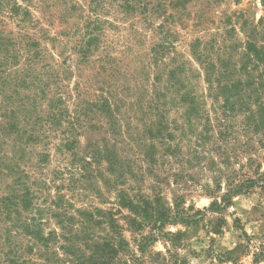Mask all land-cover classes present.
Wrapping results in <instances>:
<instances>
[{"label": "rangeland", "instance_id": "1", "mask_svg": "<svg viewBox=\"0 0 264 264\" xmlns=\"http://www.w3.org/2000/svg\"><path fill=\"white\" fill-rule=\"evenodd\" d=\"M16 1L30 17L2 6L0 32L22 28L34 48L1 71V264H70L78 211L97 209L124 226L119 264H264V184L223 200L250 167L264 175V128L214 99L205 72L207 61L233 81L262 76L264 0ZM122 198L177 205L189 222L142 254L151 230H129Z\"/></svg>", "mask_w": 264, "mask_h": 264}, {"label": "trees", "instance_id": "2", "mask_svg": "<svg viewBox=\"0 0 264 264\" xmlns=\"http://www.w3.org/2000/svg\"><path fill=\"white\" fill-rule=\"evenodd\" d=\"M5 1L7 3L0 2V10H2V6L6 8L8 18L22 24L27 22L30 17L28 10L23 9L16 0ZM22 30L20 28L19 33H9L7 36L0 32V84L4 82L1 71L17 63L16 60H18L20 53L23 51L29 53L34 48L32 38L29 34L22 33ZM253 49H255L254 46L250 48V50ZM191 51L198 60L204 58L206 52L204 49L199 48L196 43L191 46ZM214 69L213 63L205 62L206 80L211 96L216 100L219 97L223 98L224 105L228 110L233 105L238 112H243L245 125L249 126L252 133L262 130L264 128V103L260 102V91L264 87V73L262 76L254 77L249 75L250 72H248L246 73V80L237 79L233 81L227 72L216 74ZM215 83L217 86H215ZM258 84L262 85L261 89L255 88L259 86ZM242 92L249 94L248 101H243L245 96L242 95ZM232 98H235V100L231 104ZM235 105H239V109ZM255 105L257 110L253 108ZM17 128V121H14L9 125L8 133H12ZM250 161L254 162V159H250ZM249 172L253 177L245 176V180L238 184L235 182L228 183L229 191L223 196L224 201L235 192H241L242 186L246 182L248 186L256 185L259 182L264 184V175L256 172V169L252 171V167H250ZM218 179L219 177H216V180ZM119 205L129 209L132 214L124 218L131 232L141 233L146 229L151 230L148 236L141 237L142 242L139 248L142 254H145L150 243L156 241L158 234L162 232L165 225L189 222L178 211L177 205L174 210H168L158 200L153 202L145 199L136 202L134 199L122 198ZM77 215L82 237L81 239L70 237V255L72 258L70 264H119L120 257L129 254L130 243L124 235V226L120 224L119 219L113 213L97 209L95 212L80 210ZM75 219V217H70L71 221ZM29 234L33 240H40V233L37 229H30ZM166 237L172 241L174 248L177 247V243L180 241L179 235L169 233ZM6 254L4 256H7ZM259 256V254L256 255V261L259 260ZM13 260L5 259L4 262L5 264H16V261ZM135 262L133 264H138Z\"/></svg>", "mask_w": 264, "mask_h": 264}]
</instances>
